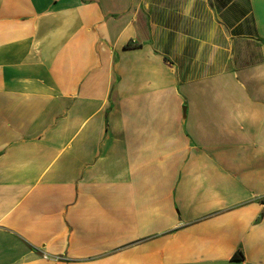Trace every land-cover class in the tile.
Masks as SVG:
<instances>
[{
  "label": "crops",
  "instance_id": "1",
  "mask_svg": "<svg viewBox=\"0 0 264 264\" xmlns=\"http://www.w3.org/2000/svg\"><path fill=\"white\" fill-rule=\"evenodd\" d=\"M0 264H264V0H0Z\"/></svg>",
  "mask_w": 264,
  "mask_h": 264
}]
</instances>
